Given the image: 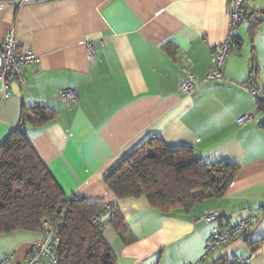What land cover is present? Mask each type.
I'll return each mask as SVG.
<instances>
[{"label":"crops","instance_id":"0c3cea01","mask_svg":"<svg viewBox=\"0 0 264 264\" xmlns=\"http://www.w3.org/2000/svg\"><path fill=\"white\" fill-rule=\"evenodd\" d=\"M15 1L0 0V49L15 29L19 48L32 49L39 62L26 67L25 85L13 83L0 103V144L27 107L57 111L42 126L27 123L28 137L67 196L118 206L124 230L111 219L103 224L116 264L195 262L216 225L249 214L258 217L253 262L264 264V111L235 84L264 87V0L246 2L251 20L237 28L239 47L228 56L226 79L207 82L191 95L179 91L184 68L205 77L211 49L227 36L228 0ZM67 87L77 90V103L59 99ZM250 111H256L253 121L236 122ZM152 136L170 148L192 147L206 164L234 162L238 175L223 196L189 211L163 212L145 197L118 199L105 177ZM208 209L217 213L212 222L201 218ZM44 238L27 230L0 234V257L15 252L19 264ZM244 239L218 248L202 264L250 256Z\"/></svg>","mask_w":264,"mask_h":264},{"label":"trees","instance_id":"16d2710c","mask_svg":"<svg viewBox=\"0 0 264 264\" xmlns=\"http://www.w3.org/2000/svg\"><path fill=\"white\" fill-rule=\"evenodd\" d=\"M257 104L264 111V102ZM56 113L47 105L27 107L23 124L0 144V234L17 230L45 233L57 223L58 264H116L103 236L104 223L94 222L107 203L67 196L28 137L27 123L42 126ZM239 168L226 160L203 163L192 147L170 148L152 136L109 172L105 182L120 200L145 197L163 212L189 211L205 199L223 196ZM109 219L119 231L124 230L117 205ZM244 240L257 257L258 240Z\"/></svg>","mask_w":264,"mask_h":264},{"label":"built area","instance_id":"2783aa9c","mask_svg":"<svg viewBox=\"0 0 264 264\" xmlns=\"http://www.w3.org/2000/svg\"><path fill=\"white\" fill-rule=\"evenodd\" d=\"M247 0H228L230 5L228 32L223 42L212 50V65L207 71L204 78H199L196 75L189 72L188 67H185L186 77L179 81V91L183 95L194 94L197 89L207 82H220L225 80V67L227 64L228 56L239 47V40L237 38V28L243 22L250 21V15L248 14L246 7ZM23 0L13 2L15 6L22 5ZM256 15L255 17H258ZM87 51L90 59L96 56L94 45L88 42ZM182 60H187L183 58ZM39 62V56L34 53L30 48H19L16 31L10 29L4 40V47L0 49V103L6 101L11 94V86L15 83L18 86H24L26 83L25 69L28 65ZM239 87L244 89L250 94L256 101L264 102V87L257 84L250 83H236ZM59 99L64 101H72L77 103L78 93L74 87H67L61 89L59 92ZM258 111L260 110L258 105ZM256 111H250L240 115L236 122L240 125L251 122L255 119ZM20 124H23L21 121ZM116 204L108 203L103 210L98 213L95 218V223H104L108 220L115 211ZM201 218L206 222H212L217 218V213L214 210H206ZM258 220L253 214L240 217L237 221L220 226L216 225L209 239L205 243L204 251L201 257L191 263L187 264H202L208 256H210L215 250L220 247L230 245L234 239L240 237H248V241L252 240V227ZM56 222V221H55ZM49 224V223H48ZM57 223L52 224L51 229L44 233L45 238L34 244L29 250L28 254L22 262L19 264H58L59 253L56 248V243L60 237L57 234ZM53 238V240H52ZM246 242V241H245ZM15 252H9L0 257V264H16ZM255 256L253 253L250 256L233 257L227 262L221 264H254Z\"/></svg>","mask_w":264,"mask_h":264}]
</instances>
